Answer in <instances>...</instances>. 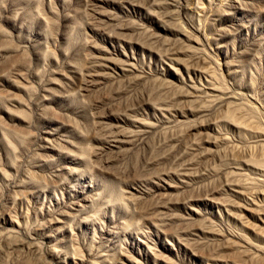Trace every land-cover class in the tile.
<instances>
[{"label":"rangeland","instance_id":"rangeland-1","mask_svg":"<svg viewBox=\"0 0 264 264\" xmlns=\"http://www.w3.org/2000/svg\"><path fill=\"white\" fill-rule=\"evenodd\" d=\"M0 264H264V0H0Z\"/></svg>","mask_w":264,"mask_h":264}]
</instances>
